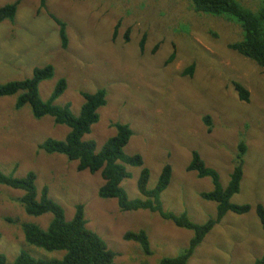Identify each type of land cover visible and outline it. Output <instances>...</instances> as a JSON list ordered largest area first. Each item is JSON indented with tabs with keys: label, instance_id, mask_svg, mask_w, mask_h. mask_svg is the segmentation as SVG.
<instances>
[{
	"label": "rangeland",
	"instance_id": "1",
	"mask_svg": "<svg viewBox=\"0 0 264 264\" xmlns=\"http://www.w3.org/2000/svg\"><path fill=\"white\" fill-rule=\"evenodd\" d=\"M13 1L0 0V8ZM239 1L256 10L263 0ZM41 5V0H20L15 23H0V83L32 77L34 68L51 63L55 75L40 83V95L47 100L57 81L65 78L67 89L55 103H70L75 115L84 102L82 92L106 89L107 104L84 139L94 140L100 150L115 135L114 123L128 124L133 135L124 150L143 156L150 170L148 187L156 186L170 164L164 209L187 212L197 223L214 217L217 203L200 195L213 190L212 179L187 170L192 152L200 153L226 187L237 164L238 145L244 141L243 179L231 201L249 204L251 210L228 212L188 264H255L264 253V229L256 211L258 204L264 206V67L229 48L243 39L241 24L196 13L185 0H46L44 8ZM48 12L67 23L66 49ZM127 31L129 42L124 39ZM193 64L192 74H185ZM233 80L247 88L249 101L240 100ZM17 95L0 98V170L16 177L34 171L38 197L48 186L68 221L83 204L87 226L118 254L114 264H159L189 245L193 231L147 210L121 211L116 198L99 196L104 183L100 172L79 171L77 162L66 156L40 150L47 138L64 140L69 128L51 116L35 119L29 104L15 109ZM207 115L210 126L203 119ZM129 171L132 176L121 185L130 199L141 198V168ZM22 195L21 190L0 185V253L9 263L22 251L41 259L61 258L64 252L26 242L22 224L46 228L52 215L26 214L18 200ZM141 230L150 238L151 255L139 243L124 239L126 232Z\"/></svg>",
	"mask_w": 264,
	"mask_h": 264
},
{
	"label": "trees",
	"instance_id": "2",
	"mask_svg": "<svg viewBox=\"0 0 264 264\" xmlns=\"http://www.w3.org/2000/svg\"><path fill=\"white\" fill-rule=\"evenodd\" d=\"M190 9L196 13L207 16H221L230 22L240 23L243 29V39L232 42L229 48L241 56L251 59L259 66L264 67V0L259 8L254 10L239 0H185ZM192 3H191V2ZM20 0L7 3L0 8V23L9 21L15 23ZM41 7L46 0H41ZM49 17L59 26L61 46L66 49L69 45L67 23L56 14L48 12ZM116 25L113 40L116 39ZM125 42L130 41L129 31L124 35ZM146 36L140 42V49L144 51ZM175 55V54H174ZM172 55L171 59L175 56ZM194 64L185 70V74H192ZM55 66L47 64L34 68L32 77L23 80H13L0 83V98L17 95L15 109L21 110L25 105L31 106L33 117L37 120L45 116L54 118L55 123L65 125L69 132L64 140L47 138L38 148L47 154H61L70 161L77 162L79 171H89L92 174L100 172L103 185L99 188V196L103 199L116 198L121 211L147 210L157 213L161 218L173 222L176 226L194 232L189 245L180 254L174 257H163L159 264H188L195 254L196 249L204 241L209 232L219 224L228 212L245 214L251 210L249 204H235L232 197L240 191L243 179L244 155L247 145L241 141L238 145L237 164L230 176L229 184L224 187L218 172L206 165L197 150L192 152V160L187 166L188 171H194L199 177H210L213 190L202 192L200 195L207 201L217 203V213L204 223H197L191 219L187 212L176 214L166 211L162 202V193L167 189L172 177V167L166 164L158 179L156 186L148 187L150 170L144 166L143 156L140 154H127L124 148L129 143L133 131L128 124L114 123L116 133L110 137L97 150L94 140H85L84 137L91 133L92 126L99 121V109L107 104L106 89L95 92H82L84 102L79 115L73 114L71 104H56V100L67 89V80L60 78L47 100H44L39 91V85L45 80L53 78ZM235 91L242 101H249V91L239 81L233 80ZM204 122L210 126L211 116L207 115ZM211 129V127H210ZM129 167L141 168L137 187L142 197L130 199L122 187L123 180L130 178L132 173ZM37 174L29 171L24 177H16L13 173L6 174L0 170V185L23 191L18 198L26 214L34 217L51 214L52 219L48 226L43 228L34 222H24L22 230L25 240L34 246L49 252H64L61 258L41 259L36 258L27 251H22L13 263H9L6 256L0 253V264H114L117 253L110 249L106 241L95 231L87 226L83 204L76 206L74 217L68 221L65 210L49 194V187L44 186L40 197L37 192ZM257 215L264 229V206L258 204ZM1 238V234H0ZM124 239L140 244L147 255H151V242L146 231H128ZM255 264H264V253Z\"/></svg>",
	"mask_w": 264,
	"mask_h": 264
}]
</instances>
